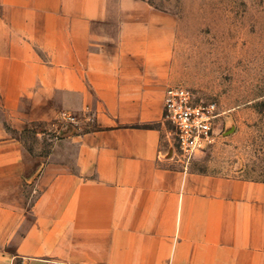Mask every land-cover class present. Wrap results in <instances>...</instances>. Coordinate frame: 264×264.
I'll return each instance as SVG.
<instances>
[{
  "label": "crops",
  "instance_id": "1",
  "mask_svg": "<svg viewBox=\"0 0 264 264\" xmlns=\"http://www.w3.org/2000/svg\"><path fill=\"white\" fill-rule=\"evenodd\" d=\"M173 39L141 0H0V264H264V179L178 156Z\"/></svg>",
  "mask_w": 264,
  "mask_h": 264
},
{
  "label": "rangeland",
  "instance_id": "2",
  "mask_svg": "<svg viewBox=\"0 0 264 264\" xmlns=\"http://www.w3.org/2000/svg\"><path fill=\"white\" fill-rule=\"evenodd\" d=\"M141 1L168 18L171 86H187L218 105L213 140L191 160L195 168L238 176L243 165L246 176L264 179V0ZM58 122L74 125L62 115L51 125ZM230 135L235 138L227 140ZM61 136L48 125H33L22 140L46 156Z\"/></svg>",
  "mask_w": 264,
  "mask_h": 264
},
{
  "label": "built area",
  "instance_id": "3",
  "mask_svg": "<svg viewBox=\"0 0 264 264\" xmlns=\"http://www.w3.org/2000/svg\"><path fill=\"white\" fill-rule=\"evenodd\" d=\"M218 116L217 103L200 99L191 88L177 85L166 90L164 120L172 125L178 156L186 163L212 142ZM62 119L78 123L74 114L63 113Z\"/></svg>",
  "mask_w": 264,
  "mask_h": 264
}]
</instances>
